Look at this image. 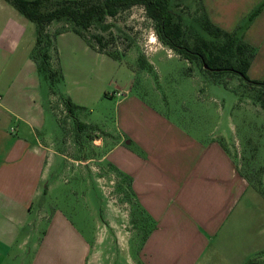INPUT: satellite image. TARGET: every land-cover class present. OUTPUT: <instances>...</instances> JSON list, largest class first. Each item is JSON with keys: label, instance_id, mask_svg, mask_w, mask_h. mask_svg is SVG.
<instances>
[{"label": "crops", "instance_id": "0c3cea01", "mask_svg": "<svg viewBox=\"0 0 264 264\" xmlns=\"http://www.w3.org/2000/svg\"><path fill=\"white\" fill-rule=\"evenodd\" d=\"M203 2L211 21L224 30L233 32L244 21L247 10L227 25L218 16L220 0ZM263 19L264 10L243 31L255 48ZM59 26L52 24L48 32ZM36 40L34 23L0 0V264H89L85 235L62 211L46 210L56 158L71 160L56 151V139L46 129L47 118L56 115L55 93L32 58ZM53 48V69L57 48L97 53L71 31L59 34ZM259 55L257 48L248 75ZM122 96L117 95L118 137L99 141L97 147H110L96 165L112 160L149 219L138 264H264V191L238 168L226 131L197 135L141 96ZM39 221L46 227L35 240Z\"/></svg>", "mask_w": 264, "mask_h": 264}, {"label": "rangeland", "instance_id": "374dc122", "mask_svg": "<svg viewBox=\"0 0 264 264\" xmlns=\"http://www.w3.org/2000/svg\"><path fill=\"white\" fill-rule=\"evenodd\" d=\"M201 2L205 6L203 0H178L173 4L186 25L190 24L184 27L190 44L195 35L207 37L199 23L203 15ZM262 2L220 0L216 7L227 25L243 17L241 25L246 29L252 9ZM257 25L254 35L261 41L257 47L260 55L249 77L264 80V19ZM57 29L67 26L64 23ZM55 30H50L51 34ZM96 35L105 36V52L118 53L123 61L91 51L74 55L57 48L55 53V68L63 67L66 80L53 86L56 115L47 118L46 129L56 139V151L71 161L63 163V159L56 158L48 180L54 185L53 191L44 197L46 210L49 214L57 209L62 211L85 235L90 243L89 264H138L137 253L150 230L149 219L131 196L128 181L112 160L96 165V160L110 147H97L99 141L118 137V93L122 97L130 93L141 96L197 135L225 130L226 145L238 168L253 187L264 191L262 90L249 88L232 75L223 80L226 87L215 85L197 63L183 60L159 41L155 25L142 7L107 18L85 32L87 41L94 45ZM141 56L155 65L150 64L152 70L141 69ZM47 87L51 92L49 83ZM47 87L43 81V88ZM67 100L75 106L78 103L73 115L67 111ZM80 123L88 126L80 128ZM39 222L41 232L36 233L35 240L41 238L46 227Z\"/></svg>", "mask_w": 264, "mask_h": 264}, {"label": "trees", "instance_id": "16d2710c", "mask_svg": "<svg viewBox=\"0 0 264 264\" xmlns=\"http://www.w3.org/2000/svg\"><path fill=\"white\" fill-rule=\"evenodd\" d=\"M28 21L37 27V40L32 58L40 73H43L54 93V85L63 81L61 69H53L51 65L54 39L61 33L71 31L82 39L97 53L115 61H123L118 53H108L105 36H94L95 45L89 43L85 32L94 24H100L107 18H116L121 13L135 7H142L147 18L153 21L157 38L168 49L189 63H197L204 75L215 85L225 86L227 75L239 78L249 88L262 90L264 102V80H252L248 71L257 55V48L244 40V26H238L233 32H228L215 25L209 18L205 6L201 3L202 18L200 27L207 37L195 35L193 44L186 39V25L183 16L177 14L173 4L178 0H4ZM264 10V2L259 4L248 16L251 24ZM64 24L67 29H57L53 34L48 28L54 24ZM185 24V25H184ZM60 27V26H59ZM247 27V26H246ZM110 27H106L108 30ZM143 70H152L145 56L139 58ZM69 114L73 115L77 106L66 101ZM80 128L86 127L80 123Z\"/></svg>", "mask_w": 264, "mask_h": 264}]
</instances>
